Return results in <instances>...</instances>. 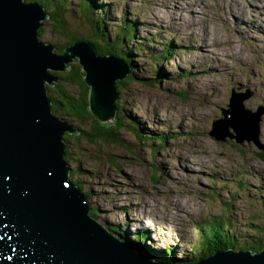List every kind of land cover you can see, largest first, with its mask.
<instances>
[{
  "label": "rangeland",
  "instance_id": "1",
  "mask_svg": "<svg viewBox=\"0 0 264 264\" xmlns=\"http://www.w3.org/2000/svg\"><path fill=\"white\" fill-rule=\"evenodd\" d=\"M98 1L107 39L120 35V26H135L134 39L122 41L135 78L120 80L127 83L118 92L116 119L108 123L122 124L115 140L71 135V180L89 194L101 224L120 228L132 243L148 233L143 246L156 262L169 249L179 262L202 256L197 225L214 220L223 222L232 250L245 251L264 228V110L256 141L239 140L235 129V138L225 141L211 132L233 94L243 97L246 110L264 109V0ZM84 2L69 0L67 29L83 41L97 39L100 29L83 13ZM42 30L45 43L68 41L49 19ZM167 49L174 50L163 60ZM66 87L78 96L75 86ZM63 113L55 114L80 131L92 130L93 120L81 125ZM161 135L168 138L163 143Z\"/></svg>",
  "mask_w": 264,
  "mask_h": 264
},
{
  "label": "water",
  "instance_id": "2",
  "mask_svg": "<svg viewBox=\"0 0 264 264\" xmlns=\"http://www.w3.org/2000/svg\"><path fill=\"white\" fill-rule=\"evenodd\" d=\"M48 19L36 2L0 0V264H165L134 252L92 217L66 160V134L81 131L56 116L48 92L60 82L56 73L77 62L90 112L108 124L116 119L117 83L127 66L89 41L57 53L39 38ZM230 107L211 135L225 141L235 129L239 140H256L264 109L246 110L238 94ZM195 264H264V249L217 251Z\"/></svg>",
  "mask_w": 264,
  "mask_h": 264
},
{
  "label": "trees",
  "instance_id": "3",
  "mask_svg": "<svg viewBox=\"0 0 264 264\" xmlns=\"http://www.w3.org/2000/svg\"><path fill=\"white\" fill-rule=\"evenodd\" d=\"M69 0H37L36 3L42 5L45 7L46 12L49 14V20L51 21V24L54 27V30L65 36L68 41L63 45H57V51L58 53H63L64 50L69 47L70 45L74 44L76 41L81 40V38H78L72 34L67 29L66 26V20L64 17L67 4ZM104 5L100 4L98 0H85L84 2V10L83 13L86 14L87 18H89L96 26L99 27V36H97V39H91L88 40L91 43H93L98 51L99 54L105 55V56H111L115 55L116 57H120L122 60L128 63L131 74L127 76L126 80L135 78V63L132 60H127L123 55V44L122 41L124 40L125 43L130 42L134 39V37L129 36L131 31H135L133 24H126V27H119L118 30L120 32V35H117L114 40L107 39V33L105 31V27H103V30L100 28L101 23L104 24V26L107 24V19L104 18L105 13L101 15H96V11L101 9ZM90 13V14H89ZM99 17L101 19H99ZM43 34V30L41 29L40 35ZM101 41V42H100ZM137 51L142 50L141 45H136ZM169 49L165 51V53H162V59L166 60L171 52ZM125 52V51H124ZM154 61H157L159 58L152 57ZM56 75L60 78V82H58L54 87H48L49 96L53 101V111L54 113L58 114L60 112H64L63 114L71 119H73L75 122L81 123V125H84L88 120L94 121V126L91 131H83L81 130V135L76 136L75 138L77 140L81 138H86L90 142H94L96 140H102L104 142H111L115 140L116 138V131L118 128L116 126H121L122 124L120 122L117 123V125H108V124H102L100 123L90 112L89 110V92L90 89L84 82V74L82 71L81 66L77 63L73 64L71 68L65 72V73H56ZM186 77V76H184ZM126 81H119L117 83V91L120 92V86H122ZM127 83V82H126ZM67 84L73 85L78 89V96H74V94L68 90L66 87ZM117 108H119V104H117ZM117 121H121L119 118ZM66 142L69 143L71 134L67 133ZM167 136H157V140L160 143H163L166 141ZM261 158L264 160V153H260ZM70 153L67 151L66 159H70ZM74 177V173L71 175V178ZM75 184L79 185L81 189L83 190L81 184L79 182H75ZM89 195V194H88ZM92 217L98 218L99 216L95 213V211L91 212ZM105 226V225H104ZM200 230L199 234L201 236V244L200 246V252L201 255L194 261H181L179 262L176 260V257L171 253V250L163 251L162 253H159L160 258L157 257V261L165 263V264H194L202 259H206L208 256L213 255L216 251L219 250H226V249H232L235 248V244L229 243L227 237V233L225 231V226L222 221L220 220H214L205 224L197 225ZM111 233L115 234V236H118L122 242L129 246H133L136 250V252H142L143 251V244L145 240L148 237V233L142 232L139 234L138 237V243H132L130 241V237L127 233H125L120 228H115L111 224L105 226ZM243 250H253L254 252H261L264 249V228L262 229V237L255 238V241L252 243H249V245L242 247ZM153 256V255H151Z\"/></svg>",
  "mask_w": 264,
  "mask_h": 264
},
{
  "label": "bare ground",
  "instance_id": "4",
  "mask_svg": "<svg viewBox=\"0 0 264 264\" xmlns=\"http://www.w3.org/2000/svg\"><path fill=\"white\" fill-rule=\"evenodd\" d=\"M90 14V13H89ZM123 61V60H122ZM124 62V61H123ZM125 63V62H124ZM126 64V63H125ZM73 66V65H72ZM127 66V65H126ZM253 128H254V125H253ZM256 141V140H255ZM120 239V238H119ZM132 247V249H133V251L134 252H136V250L134 249V247L133 246H131ZM144 247V246H143ZM136 253H138V254H141V255H146V256H148V257H150L152 254L151 253H149L147 250H145V248L143 249V251L140 253V252H136Z\"/></svg>",
  "mask_w": 264,
  "mask_h": 264
}]
</instances>
